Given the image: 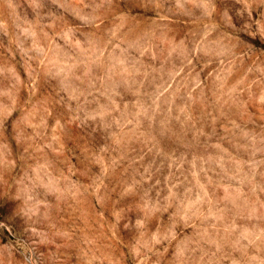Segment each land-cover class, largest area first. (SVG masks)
Returning a JSON list of instances; mask_svg holds the SVG:
<instances>
[{
	"label": "clouds",
	"instance_id": "9594fccd",
	"mask_svg": "<svg viewBox=\"0 0 264 264\" xmlns=\"http://www.w3.org/2000/svg\"><path fill=\"white\" fill-rule=\"evenodd\" d=\"M66 2L92 31L94 46L82 37L83 48L75 47L74 34L63 49L50 44L45 51L34 40L17 44L27 82L15 73L8 80L0 68V168L14 163V142L30 189L26 203L35 205L37 193L49 201L44 238L68 253L56 257L59 264H264V58L238 46L240 32L264 31V17L237 28L227 12H216L215 0H120L144 14L163 13V27L157 22L114 28L131 16L118 11L116 0ZM236 2L251 9L257 0ZM50 4L63 6L60 0ZM0 5L11 7L12 0ZM27 35L35 32L20 30L13 42ZM38 75L56 82L54 102L31 88L21 95ZM197 105L200 116L193 112ZM50 121L59 125L56 133ZM221 121L225 134L213 143ZM70 124L94 125L111 141L106 154L115 158L104 191L115 184V197L131 203L114 219L108 212L107 219L84 217L89 223L83 226L57 222L62 205L79 210L92 198L105 211L112 207L93 191L101 178L85 187L73 171L91 177L94 156L77 155L79 145L67 149ZM145 126L175 138V151L165 152L152 135L145 136ZM135 140L152 146L134 151ZM50 180L53 189L47 188ZM122 231L133 235L125 240Z\"/></svg>",
	"mask_w": 264,
	"mask_h": 264
},
{
	"label": "rangeland",
	"instance_id": "374dc122",
	"mask_svg": "<svg viewBox=\"0 0 264 264\" xmlns=\"http://www.w3.org/2000/svg\"><path fill=\"white\" fill-rule=\"evenodd\" d=\"M116 3L119 5L118 11L130 12L131 16L122 17L115 25H110L111 27L135 28L145 23L155 24L157 22L163 27V13L149 12L144 14L138 9H129L120 3V0H116ZM60 4L63 6H53L50 4V0H12L11 7L0 5V68H3L8 80L12 79L13 73L25 82L29 80L28 71L26 70L28 66L25 64L17 44H32L34 40L35 46L44 48L45 51H47L46 45L50 44H56L63 49L66 42L73 39L74 34L73 43L75 47L83 48L85 40L82 37H88V45L94 46L93 33L76 18L77 10L66 0H60ZM215 9L220 14L227 12V15L233 18L236 27L240 28L243 22L249 18L261 21L264 17V0H257V3L251 9L237 3L236 0H215ZM107 24H109V21H105V25ZM184 24L188 26L192 22L185 21ZM53 25L56 26V30H54ZM105 25H101V28H104ZM60 28H63L64 31L60 32ZM69 29L72 31H69ZM20 30H27L28 33L35 32V37L27 35L13 42L15 34ZM5 32L8 35H5ZM61 36H63V39H61ZM238 40L241 42L238 45L239 47H243L250 54L264 58V31L254 28L248 32H240ZM32 66L35 67L36 65L33 64ZM29 88L41 100H52L54 102L57 98L56 82L46 75H38L23 88L21 95L27 97ZM250 111L255 112L256 109L252 108ZM193 112L194 115L200 116V106L197 105ZM14 115L18 116L19 113ZM237 122L239 123V121ZM223 123L225 122L221 121L216 125V135L213 137V143L224 136ZM58 127L59 125L55 121H50V128L53 133L57 132ZM94 127V125L80 127L70 124L69 134L72 139L67 141V149L71 150L79 145L77 155L87 152L89 155L94 156V163L87 170L92 173L91 177H88L79 168L73 169V171L79 174L81 177L80 183L84 184L85 187L91 184L92 179L101 178L103 182L97 183L93 191L105 199L111 200L112 207L105 211L92 198L82 202L79 210L74 209L71 205H62L56 217L58 224L79 223L83 226L89 223L84 218L89 215L107 219L108 212H111L114 219L115 214L123 212L125 208H131L130 202L125 203L115 197V184L109 185V191H104L105 185L108 184V181L104 178L108 171L110 159L115 158V154H106L111 141L102 131H93ZM197 127H200V124H197ZM211 130L210 127H205L206 132H211ZM142 131L145 136L152 135L155 138V143L165 152L170 149L175 151V138L161 133L158 127L149 130L145 126ZM187 137L191 139V131L187 133ZM59 139L64 140L63 137ZM220 142L233 155H238L236 149L227 140ZM151 146V144L146 146L142 140H135L131 144L134 151H146ZM60 147H65V144L61 143ZM11 151L14 163L11 166L0 168V264H59L56 257H65L68 253L58 251L55 243H48L44 238L49 230V225L43 222L44 213L46 212L45 205L49 201L41 199L39 193H37L35 205L26 203L30 189L24 187V172L19 166V157L16 156L17 147L14 142L11 144ZM73 163H75L74 158ZM54 187V183L50 180L47 188L53 189ZM219 194L221 196L225 195V188H221ZM117 204L120 207H116ZM132 235L130 232L122 231L125 240L130 239ZM128 264H131V262L129 261Z\"/></svg>",
	"mask_w": 264,
	"mask_h": 264
}]
</instances>
